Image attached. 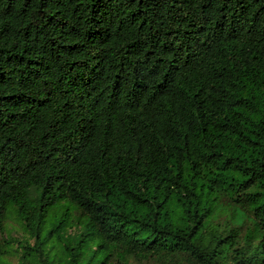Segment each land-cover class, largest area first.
Here are the masks:
<instances>
[{
    "label": "trees",
    "instance_id": "obj_1",
    "mask_svg": "<svg viewBox=\"0 0 264 264\" xmlns=\"http://www.w3.org/2000/svg\"><path fill=\"white\" fill-rule=\"evenodd\" d=\"M9 214L0 264H264V0H0Z\"/></svg>",
    "mask_w": 264,
    "mask_h": 264
},
{
    "label": "rangeland",
    "instance_id": "obj_2",
    "mask_svg": "<svg viewBox=\"0 0 264 264\" xmlns=\"http://www.w3.org/2000/svg\"><path fill=\"white\" fill-rule=\"evenodd\" d=\"M208 174H215L214 170L211 168L207 169ZM10 212H13V210L10 209ZM9 212V213H10ZM74 211H72V214ZM7 219L2 221V224L0 226V254L5 249V242L4 239L8 238L9 244L13 247L17 246L18 240L23 241L25 240V237H27L26 234L23 233L21 223L18 222V220L11 214H9ZM76 228V225L72 226V231H74ZM31 243H33V239L30 240ZM20 247V246H19ZM11 260L16 261L17 260V254L10 253L7 255ZM148 264H152V262H147Z\"/></svg>",
    "mask_w": 264,
    "mask_h": 264
}]
</instances>
